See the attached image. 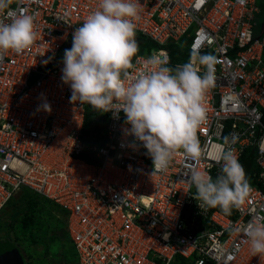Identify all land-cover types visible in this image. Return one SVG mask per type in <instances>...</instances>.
<instances>
[{
	"label": "built area",
	"instance_id": "obj_1",
	"mask_svg": "<svg viewBox=\"0 0 264 264\" xmlns=\"http://www.w3.org/2000/svg\"><path fill=\"white\" fill-rule=\"evenodd\" d=\"M130 75L153 70L177 45L215 57V87L197 131L204 156L180 150L155 171L142 142L126 134L123 111L103 112L98 140L86 142V108L61 79L65 49L99 0H12L0 20L34 17L38 37L0 57V212L46 198L67 212L78 264H264L242 231L264 218V36L254 35L258 0H138ZM186 62V63H188ZM185 62H177L175 66ZM160 65H157L158 69ZM203 70V69H202ZM51 105V112L43 105ZM227 141V144L225 143ZM230 147L239 162L253 151L251 191L233 214L200 208L186 173L220 172ZM24 203V204H21Z\"/></svg>",
	"mask_w": 264,
	"mask_h": 264
},
{
	"label": "clouds",
	"instance_id": "obj_2",
	"mask_svg": "<svg viewBox=\"0 0 264 264\" xmlns=\"http://www.w3.org/2000/svg\"><path fill=\"white\" fill-rule=\"evenodd\" d=\"M11 3L0 0V12ZM140 11L138 0H99L98 9L75 29L72 47L65 49L61 79L70 85L73 100L101 112L123 111L130 125L126 134L142 142L155 171H163L180 150L193 160L204 156L197 131L206 118V95L216 84L215 57L194 52L188 63L175 69L153 59V70L130 75L138 52L134 21ZM37 37L32 15L21 14L10 23L0 20V57L9 50L22 53ZM43 110L51 112V105L45 103ZM217 163L220 172L215 179L196 169L186 175L196 188L194 198L202 202L200 208L219 207L231 214L251 188L230 147ZM242 231L252 254L264 260V218L253 217Z\"/></svg>",
	"mask_w": 264,
	"mask_h": 264
},
{
	"label": "trees",
	"instance_id": "obj_3",
	"mask_svg": "<svg viewBox=\"0 0 264 264\" xmlns=\"http://www.w3.org/2000/svg\"><path fill=\"white\" fill-rule=\"evenodd\" d=\"M138 43V52L137 54L150 51L152 46L154 47V43L148 42L147 40H143L142 38L137 39ZM170 49V64L169 68L175 69V64L177 62H188L190 51L188 49H183L177 45H168ZM136 54V55H137ZM89 111H91L89 113ZM103 112L99 110H95L91 105H88L86 108V121L85 127L83 129V135L86 142L92 141L94 138L98 140L100 132L104 128V116ZM92 122L93 126L91 128L88 127V123ZM252 152V151H251ZM253 165V158H252ZM252 167V166H251ZM216 176L214 175L213 179ZM50 202L46 198L35 197L34 200L30 199L26 202L25 205L21 207L12 206L8 208L9 210L6 212L0 213V247L7 241H11L17 248L20 249L22 254L24 255V251L22 250L19 241L26 243L36 244L40 239V224L36 218L35 211L39 208V206L44 202ZM54 203V202H53ZM24 204V203H23ZM55 204V203H54ZM57 205V204H56ZM59 206V205H57ZM60 207V206H59ZM216 209L222 211L219 207ZM64 211L65 216V231L67 230V212ZM223 212V211H222ZM233 209L231 211L232 215ZM20 223V227L17 225ZM69 235V234H68ZM70 247L66 251V261L67 264H78V254L74 247V244L70 237L68 236ZM25 256V255H24ZM38 264V263H37Z\"/></svg>",
	"mask_w": 264,
	"mask_h": 264
},
{
	"label": "rangeland",
	"instance_id": "obj_4",
	"mask_svg": "<svg viewBox=\"0 0 264 264\" xmlns=\"http://www.w3.org/2000/svg\"><path fill=\"white\" fill-rule=\"evenodd\" d=\"M258 11L255 12V19L259 23L264 22V0H258ZM258 29H255L254 35L259 37ZM153 49V46L152 48ZM91 111H89L90 113ZM93 126L92 122L88 123V127ZM23 204V203H21ZM8 208L3 211H8ZM37 220L39 221L40 239L36 244L19 241L24 251L25 264H67L66 251L70 247L68 240V232L65 231V214L61 207L52 201L42 203L35 211ZM19 227L20 223L17 224ZM71 264H74L73 262Z\"/></svg>",
	"mask_w": 264,
	"mask_h": 264
},
{
	"label": "water",
	"instance_id": "obj_5",
	"mask_svg": "<svg viewBox=\"0 0 264 264\" xmlns=\"http://www.w3.org/2000/svg\"><path fill=\"white\" fill-rule=\"evenodd\" d=\"M253 151L241 162L245 169L246 179L252 166ZM0 264H25L24 257L11 241L5 242L0 247Z\"/></svg>",
	"mask_w": 264,
	"mask_h": 264
},
{
	"label": "crops",
	"instance_id": "obj_6",
	"mask_svg": "<svg viewBox=\"0 0 264 264\" xmlns=\"http://www.w3.org/2000/svg\"><path fill=\"white\" fill-rule=\"evenodd\" d=\"M258 4V3H257ZM257 21V20H256ZM255 29H258V33H257V35L259 34V37H261V36H264V22L263 23H259L258 21H257V24H256V26H255V28H254V31H255Z\"/></svg>",
	"mask_w": 264,
	"mask_h": 264
}]
</instances>
